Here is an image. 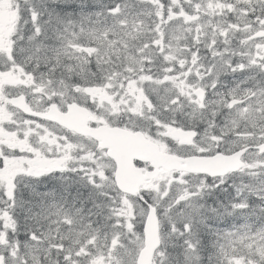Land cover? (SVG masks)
I'll return each mask as SVG.
<instances>
[{
  "label": "rangeland",
  "instance_id": "1",
  "mask_svg": "<svg viewBox=\"0 0 264 264\" xmlns=\"http://www.w3.org/2000/svg\"><path fill=\"white\" fill-rule=\"evenodd\" d=\"M68 8L65 9V12L67 13V10L69 11V14L73 12V8L71 5L67 6ZM160 17L164 20V22H169L171 20L169 17L165 18L163 16V12H159ZM159 25L157 27L161 28L162 30V36H168L171 38L174 36V32L171 31H166V28L162 24V20L159 18L158 19ZM241 28V25H235L233 29H239ZM228 34V31H222V35L226 36ZM209 43V42H206ZM248 45H253L256 46L258 51H263V49L260 47L259 43L257 41H251L250 43L245 42V40L242 38L239 40L237 43V48L238 50H241L243 46H248ZM208 48L211 49L212 55H215L214 48L211 46V44L206 45ZM216 49H219V42L216 45ZM171 52H168L167 54L170 55ZM166 55V56H168ZM204 55V52H200L196 59L199 60L202 56ZM62 59L57 58L55 60V63L58 64ZM194 60V59H192ZM184 62V63H183ZM205 63L211 64L210 61L205 60ZM183 63V64H182ZM189 63V60L186 61L184 60L181 56H179V60L177 61V64L179 65H184ZM202 65V64H198ZM59 66L57 65V68ZM224 70V68H223ZM222 70V71H223ZM221 75H217L216 78H220ZM3 84H6L5 86V91H12L15 89H20L21 87V80L14 82V80H9L5 76L2 77ZM9 80V81H8ZM170 82V84H169ZM163 85H166V90L170 93H178V94H187L189 97L192 99L194 96L192 95L193 91V85L196 84L195 82V77L193 74L190 72L189 75H185L183 78V81L180 80H174V79H165L162 81ZM1 85V82H0ZM131 86H133V81L130 83ZM116 88L114 87H103L99 89L96 93L95 91L93 94H97L100 97V102L103 110L101 111L102 115L106 114H118L120 111H125L128 121L131 122L134 117L139 118V123L140 124H145L148 125L150 121V113H151V107L149 105L146 106V114L144 112L145 109V104H146V98L143 95H138V93L132 94L134 96V99H129L122 97V100L119 101H111L114 96L112 95V89ZM240 89L243 88H237L235 89V93L239 92ZM132 91H135L133 89ZM40 98H42L43 95V90L40 88ZM56 91H50L51 97L55 95ZM137 92V91H135ZM61 94V97L65 99V97L62 95V93L59 91ZM84 91L81 90V96L78 97V99H81L84 96ZM226 90H223V94H226ZM90 93V95H93ZM238 94H234L232 92L231 97H235ZM93 97V96H91ZM163 97V95H160L158 93H155L154 99H159ZM153 99V100H154ZM32 103L38 105V103L35 100H31ZM221 104V102L218 101V104ZM39 106V105H38ZM224 108L220 110L222 119L219 120H212L213 124L215 126L220 125V123L223 121L224 124L221 125V128L224 129L226 132H232L233 131V125L232 122L236 121L237 115L234 112H238L239 106H235L234 109H230L229 107V102H225V105H223ZM155 106L152 105V109H154ZM253 109V108H252ZM234 111V112H233ZM198 115H201L203 117H207V110H202L198 112ZM161 117H164L163 114H161ZM247 119L249 120V123H254L253 121V116L251 114V111L248 112ZM222 120V121H221ZM10 118L8 116H4L0 118V122H9ZM211 121V120H210ZM253 121V122H252ZM29 124V122H27ZM248 124L244 125L243 132H238L239 129L238 127H234V131L236 134H241L239 135L240 138H242V141H240L238 144L237 142H233L234 145L237 144V146H245L244 143L246 141V138L248 137V134L245 133V129L247 128ZM254 127V126H253ZM171 135V132H170ZM25 136H28L27 132H25ZM64 141L65 139L60 135L57 134L56 132L51 131V133L48 135L47 134V128L41 124H35L33 126V129L31 131V138L27 140V142L23 141L24 146H30L34 145V148L40 149V152H44L47 150L44 147L50 144H60L61 146H64ZM187 145H192V143L195 142V140H192L191 137L187 139H183ZM205 141V140H202ZM175 142H178L177 139L171 138L169 135L167 137V143L170 145H174ZM30 144V145H29ZM89 145L81 147L83 150L81 153V170H83L85 173L90 174L91 177H88V186L90 191H85L84 192V197L88 198L90 197L91 199L96 201V194L97 193H90L92 191H96L98 193H102L105 191H108L109 186L113 184L112 180V174L109 172L108 174L106 173L105 168L109 165L108 162H106V159L95 149L92 147H89ZM226 146V145H225ZM237 147L235 146V149ZM207 150V148L204 147V150ZM73 163L75 162L74 158L72 159ZM85 161V165H82V163ZM84 164V163H83ZM64 166L63 165H58L57 168L62 169ZM74 169V167H72ZM112 169V165H110L109 170ZM206 179L204 177H192L188 176L184 173H162L158 177L152 179L151 181L148 182L147 188L145 193L150 197V199L153 201V203L157 204L158 208L160 209V214L162 220L166 222V225L171 224V215H170V209L175 210V208H178V204L184 201H188L189 199L193 198L197 193H200V191L204 192L203 189L208 190L209 186L206 185ZM202 185V186H201ZM32 191V190H31ZM31 191H27L25 189H20V195L23 196V199L21 200L20 204L23 207H26L25 209V214L23 215V219H30L31 224H32V218L34 217L36 222H38V219L44 223H52L54 224V228L51 230H45L44 231V238L42 242L37 243V249L40 248V250H33V248L30 245H27L25 247L26 249V254H25V259L27 258H36L39 257L40 255H43L45 260L49 261V263H44V264H58V257L54 256L53 252V247L57 246L58 244L62 243V241L66 238H68V235L72 232L71 228L65 229L63 232L59 233V217H64V221H67L69 223H74L75 222V217L71 215V213L66 211L65 213H61L58 208H56V205L59 206L58 204L61 203V200H64L66 196H59L57 198L61 199L59 200L60 202H56L53 197H48L45 201H34L33 193ZM230 192V191H229ZM226 193V194H229ZM53 193V192H51ZM57 194V193H53ZM77 194V193H76ZM60 195V194H57ZM50 196V195H49ZM118 196V204L120 205V209H118V212H116V215L119 214L120 220L117 219V223H121L122 226L125 228L126 232L131 233L133 231V222L131 220L132 214H136L137 211L140 210V207L145 208L142 203H138L136 206H133V202L130 198L117 195ZM136 203V202H135ZM173 205V207H172ZM93 205L82 203V208H79L76 210V213H81L84 216H88L89 211H91ZM224 207V206H223ZM120 211V213H119ZM59 215H57V213ZM182 212V210L180 211ZM87 213V214H85ZM73 214V213H72ZM90 215V214H89ZM42 217V218H41ZM5 218L8 220V216L6 215ZM100 221V219H98ZM20 226V225H19ZM27 226L23 225L22 226V231L26 229ZM208 241L213 240L214 238L217 237L216 234H214L213 228L208 229ZM120 233L115 232L111 238H106V235H102L103 238V245L99 249L97 253H90V257H88V248L86 244H83V246L80 247V242H77L76 240L73 241L72 243H78V248L76 249L75 253L72 250H69V248L66 249L67 254H66V264H82L83 261H86V264H124L125 258H122V256L118 257L115 256V253L118 251L119 247L122 245L118 241ZM128 238H132L133 236L128 235ZM6 241H20L21 245L23 246V242L21 238L18 236L17 231H12L11 233L8 232L5 235ZM206 238V237H205ZM95 241V235L91 236L88 242H93ZM139 245L142 244L141 240L137 241ZM104 246H107L106 248ZM177 246H181L178 244ZM7 247L5 243L2 242L0 244V251H5L7 250ZM128 251H132L128 249ZM80 258H78V255ZM12 256L15 258V256L8 252V256ZM22 257V254H20ZM24 256V255H23ZM55 258H54V257ZM204 261L207 260V255L203 257ZM4 259V257H2ZM1 264H4L2 262Z\"/></svg>",
  "mask_w": 264,
  "mask_h": 264
},
{
  "label": "water",
  "instance_id": "2",
  "mask_svg": "<svg viewBox=\"0 0 264 264\" xmlns=\"http://www.w3.org/2000/svg\"><path fill=\"white\" fill-rule=\"evenodd\" d=\"M79 114L86 119V113L84 111H78ZM79 115V116H80ZM91 135H96L92 132ZM104 144L109 147V154H111L117 160L119 166V174L116 178L119 187L124 191L134 192L137 190L138 185L143 182V177L131 166L134 158H141L143 155L149 154L148 142L143 139H131L128 137L124 138H112L109 136L108 140H103ZM160 163L164 166H175L179 167L180 160L176 157L167 156L164 154H158ZM174 163L173 165L171 163ZM186 169H190V162ZM145 244L146 247L141 251L139 264H150L151 255L155 249L154 238L158 233L156 219L153 215H149L147 223L145 225Z\"/></svg>",
  "mask_w": 264,
  "mask_h": 264
},
{
  "label": "trees",
  "instance_id": "3",
  "mask_svg": "<svg viewBox=\"0 0 264 264\" xmlns=\"http://www.w3.org/2000/svg\"><path fill=\"white\" fill-rule=\"evenodd\" d=\"M60 15L58 14L57 15V20L58 21H66V13L65 12H59ZM75 192L77 191V188L74 186V185H71V186H67V189H66V192ZM25 225L27 226L26 228H28L30 225L28 224H21L20 225V228H22V226ZM24 231V230H23ZM205 236L204 235H200V239L201 238H204ZM178 250L175 252L174 255H172V259H170V264H197L199 262H203V256H199V258L196 260V261H193V262H190V263H185V258L182 257V248H177Z\"/></svg>",
  "mask_w": 264,
  "mask_h": 264
},
{
  "label": "bare ground",
  "instance_id": "4",
  "mask_svg": "<svg viewBox=\"0 0 264 264\" xmlns=\"http://www.w3.org/2000/svg\"><path fill=\"white\" fill-rule=\"evenodd\" d=\"M126 2H130L129 0L128 1H126ZM72 8H73V6H71ZM66 8H68L67 6H65V7H63L62 8V12H65V9ZM73 10H74V8H73ZM66 13V12H65ZM67 14H69V11L67 10ZM72 13H70V15H71ZM228 62H229V60H228ZM223 70V68L221 69V71ZM232 80L231 79H229V78H226V80H225V82H224V86H228L229 85V83L231 82ZM220 119H222V118H220ZM223 122V121H222ZM221 122V123H222ZM221 123H220V125H221ZM105 149H103V151H104ZM107 151V150H106ZM66 189H67V186L65 187V189L64 188H62V187H59V186H53L52 187V192L53 193H57V194H59V193H62V195L64 196V194L66 193ZM21 224H28V225H31V220L30 219H22V221H21ZM20 224V225H21ZM30 227V226H29ZM27 229V228H26ZM20 230L22 231V228H20ZM202 242H206L207 241V239L204 237V238H201L200 239ZM177 248H182L181 246H175L173 249H172V255H174L175 254V252L178 250ZM203 255H207L206 253H202L201 254V256H203ZM203 261H204V259H203Z\"/></svg>",
  "mask_w": 264,
  "mask_h": 264
},
{
  "label": "flooded vegetation",
  "instance_id": "5",
  "mask_svg": "<svg viewBox=\"0 0 264 264\" xmlns=\"http://www.w3.org/2000/svg\"><path fill=\"white\" fill-rule=\"evenodd\" d=\"M1 110H2V102L0 101V115H1ZM44 124H47V134L49 135L51 133V126L49 125L48 122H45ZM223 124V122L221 123V125ZM220 125V126H221ZM1 134V131H0ZM0 142H2L4 145H7L5 141L0 139ZM46 162L43 161V166H45Z\"/></svg>",
  "mask_w": 264,
  "mask_h": 264
}]
</instances>
